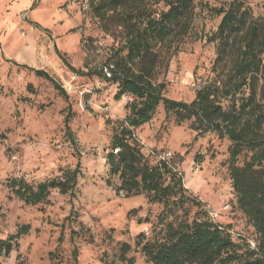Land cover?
Masks as SVG:
<instances>
[{
    "label": "rangeland",
    "instance_id": "rangeland-1",
    "mask_svg": "<svg viewBox=\"0 0 264 264\" xmlns=\"http://www.w3.org/2000/svg\"><path fill=\"white\" fill-rule=\"evenodd\" d=\"M88 1L85 9L80 0H0V239L11 240L0 264H127L122 243L130 244L125 257L141 264L136 236H151L163 208L144 194L125 197L115 190L118 179L110 175L106 154L113 133L127 126L134 98L119 95L117 82L102 76L124 38L121 27L94 15L98 0ZM229 1L194 0L187 35L170 36L160 47L152 81L163 85L165 97L189 102L197 87L217 76L220 67L210 69L215 45L206 38L220 16L207 7ZM245 4L253 16L264 17V0ZM153 7L161 9L163 1ZM36 69L46 71L64 94L36 76ZM132 132L149 162L171 152L183 187L179 217L203 219L206 211H218L223 223L251 231L231 187L228 140L214 132L197 134L187 121L178 124L161 103ZM75 166L80 174L74 193L53 189L36 205L7 186L11 178L36 185ZM22 226L25 233H19Z\"/></svg>",
    "mask_w": 264,
    "mask_h": 264
},
{
    "label": "trees",
    "instance_id": "trees-1",
    "mask_svg": "<svg viewBox=\"0 0 264 264\" xmlns=\"http://www.w3.org/2000/svg\"><path fill=\"white\" fill-rule=\"evenodd\" d=\"M162 1L161 9L147 0H98L93 7L101 21L111 20L121 27L124 38L121 53L111 64V76L103 72L102 76L117 82L119 95L134 98L127 126L113 133L106 154L110 175L118 179L115 190L125 197L144 194L149 202L163 206L151 236L145 238L143 232L136 236L135 244L144 257L141 264H264V17L253 16L245 0L207 7L220 16L216 30L206 38L215 45L210 69H220L210 83L195 89L191 101H177L165 97L163 85L153 83L152 76L160 47L170 36L187 35L196 4L194 0ZM35 75L64 94L46 71L36 69ZM160 103L178 124L187 121L197 134L214 132L229 141L231 187L250 232L223 223L219 216L213 222L207 213L203 219L191 220L176 214L183 203L180 171L171 164L172 157L162 159L160 155L149 162L132 132L150 120ZM79 174L78 166L68 167L59 177L36 185L11 178L7 186L18 199L36 205L53 189L73 194ZM26 231L27 226L19 229V233ZM129 249V243L120 246L123 260L134 264L132 257H125ZM1 250L10 252V238L0 239Z\"/></svg>",
    "mask_w": 264,
    "mask_h": 264
},
{
    "label": "built area",
    "instance_id": "built-area-1",
    "mask_svg": "<svg viewBox=\"0 0 264 264\" xmlns=\"http://www.w3.org/2000/svg\"><path fill=\"white\" fill-rule=\"evenodd\" d=\"M35 1H39V0H35ZM80 2H82L83 4V8L85 9H88L89 8V1L88 0H80ZM112 65L109 64V65H105L103 66V73L107 76V77H110L111 76V69H112ZM172 156L171 152H167V153H164L163 155H161V158L162 159H167V158H170ZM227 209V206H224L222 208V210H226ZM207 213V218L213 222H215L219 216V212L218 211H206ZM249 244H250V248L251 249H254V243L251 241V240H248Z\"/></svg>",
    "mask_w": 264,
    "mask_h": 264
}]
</instances>
